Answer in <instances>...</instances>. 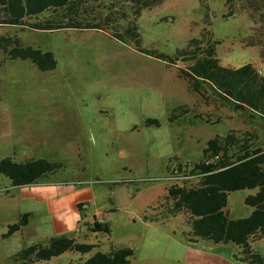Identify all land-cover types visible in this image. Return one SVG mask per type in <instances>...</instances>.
Returning <instances> with one entry per match:
<instances>
[{
	"label": "rangeland",
	"instance_id": "374dc122",
	"mask_svg": "<svg viewBox=\"0 0 264 264\" xmlns=\"http://www.w3.org/2000/svg\"><path fill=\"white\" fill-rule=\"evenodd\" d=\"M227 11L226 0H162L136 20L124 19L125 28L136 23L137 36H115L113 29L0 26V35L52 51L58 61L55 69L41 71L30 60L10 59L0 50V159L60 162L46 184L67 181L60 187L70 188L71 197L87 206L77 227L65 234L96 244L87 253L68 250L31 264H80L113 246L135 250L130 264H198L189 259V249L208 243L187 239L192 226L185 209L169 215L168 188L176 182L168 177L170 169L200 160L210 139L231 132H253L264 147L263 117L207 83L204 95L197 93L184 74L190 67L184 50L191 39L205 36L222 66L252 63L264 76L263 20L248 13L225 17ZM123 180L132 201L113 209L109 185ZM197 182L188 179L187 185ZM27 186H14L0 174V264H22L16 256L20 251L59 234L46 201L24 196ZM256 192L231 191L230 217L250 215L253 207L245 197ZM26 212L32 213L29 224L3 236ZM145 215L165 218L151 221ZM95 216L109 223L110 233L90 230ZM211 242L218 264H253L241 259L240 245ZM251 246L264 255V237Z\"/></svg>",
	"mask_w": 264,
	"mask_h": 264
},
{
	"label": "trees",
	"instance_id": "16d2710c",
	"mask_svg": "<svg viewBox=\"0 0 264 264\" xmlns=\"http://www.w3.org/2000/svg\"><path fill=\"white\" fill-rule=\"evenodd\" d=\"M162 0H0V26L17 25L38 30L66 29H113L114 35L137 36L136 23L125 28L124 19L135 18L142 11ZM228 11L225 17L238 13H248L252 18L260 16L264 22V0H226ZM134 8V9H133ZM124 28V32L121 31ZM190 48L184 50V58L190 61L189 78L191 87L204 95L203 84L207 83L219 91L228 101L247 107L264 118V76L252 63L240 68L225 67L216 56L212 42L205 43V36L193 38ZM193 47V48H192ZM192 48V49H191ZM0 50L10 59L30 60L41 71L57 67V59L52 51L25 45L20 38L0 35ZM240 102V103H238ZM149 123L159 124L157 119ZM253 132L240 135L231 132L208 141L203 155L192 166H179L183 175H196L198 182L187 185V179L176 181L168 188L172 198L169 215L185 209L190 214L192 229L187 239L233 242L243 247L242 260L253 264H264V255L252 250L251 242L264 237V147L255 145ZM62 166L60 162L47 158H33L16 161L12 157L0 159V174L11 179L12 185L38 184L45 177L54 174ZM171 168V173L174 172ZM183 182V183H180ZM119 183V182H117ZM257 189L245 197V202L253 207L250 215L232 218L226 211L228 195L231 191ZM80 203V210H85ZM32 213L26 212L18 222L10 224V236L30 222ZM158 216L145 218L155 220ZM90 230L111 232L109 223L95 220ZM96 244L80 241L67 234L52 236L47 242L35 243L20 251L16 256L22 264L48 260L68 250L87 253ZM135 250L129 246H113L110 251H96L80 264H130Z\"/></svg>",
	"mask_w": 264,
	"mask_h": 264
},
{
	"label": "crops",
	"instance_id": "0c3cea01",
	"mask_svg": "<svg viewBox=\"0 0 264 264\" xmlns=\"http://www.w3.org/2000/svg\"><path fill=\"white\" fill-rule=\"evenodd\" d=\"M259 71L261 70L259 69ZM254 142L255 145H259L257 141ZM45 181L46 179H44L42 182L38 184H29L26 188L30 189V192L27 195L24 194V196L33 197L38 200H45L47 204L46 205L47 210L52 216V221L56 231L59 234H65V232L69 230H73L74 228L77 227L78 219L80 218L79 212L84 211V210H80L79 207V204L83 203V200L81 199L74 200L71 197L72 194L68 193L70 188L66 186L60 187V185L63 184L66 185L68 183L67 181L62 183H57V185H47ZM30 186L32 188H30ZM52 186L55 187L51 188ZM108 199L113 203L114 205L113 209H118L131 202L132 194L129 183L124 180L112 182L109 185ZM84 207L85 209L87 208L86 205ZM68 212H73V214H68ZM164 216H158V218L155 217L157 218L155 220L145 218V216L143 218L145 220H151V221H161V220L164 221L165 218ZM95 218L96 216L94 217V219ZM200 241L201 240L194 242L199 243ZM202 241L207 242L208 245L206 247L190 248L188 252L190 254L188 256L189 259L197 262L198 264H218L217 261L219 258L216 256H212V242L209 240L208 241L202 240Z\"/></svg>",
	"mask_w": 264,
	"mask_h": 264
},
{
	"label": "built area",
	"instance_id": "2783aa9c",
	"mask_svg": "<svg viewBox=\"0 0 264 264\" xmlns=\"http://www.w3.org/2000/svg\"><path fill=\"white\" fill-rule=\"evenodd\" d=\"M186 164L189 167H191L192 164H193V162H184V163H182L180 165H182V168H185V167H187ZM179 166H177V167L174 168L175 169L174 170L175 173H171L172 175H169L168 176L171 180H176V181L181 180V179H187L188 180V179H192V178H196L197 177L196 175H188V176L183 175V173H180L179 170H178L179 169ZM95 220H97V218L93 219L92 222L95 221Z\"/></svg>",
	"mask_w": 264,
	"mask_h": 264
}]
</instances>
